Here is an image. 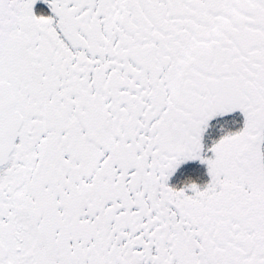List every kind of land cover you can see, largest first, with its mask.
<instances>
[{"label":"snow or ice","instance_id":"1","mask_svg":"<svg viewBox=\"0 0 264 264\" xmlns=\"http://www.w3.org/2000/svg\"><path fill=\"white\" fill-rule=\"evenodd\" d=\"M0 264H264V0H0Z\"/></svg>","mask_w":264,"mask_h":264}]
</instances>
